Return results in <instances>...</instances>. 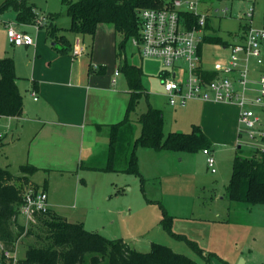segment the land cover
<instances>
[{
	"label": "rangeland",
	"instance_id": "obj_1",
	"mask_svg": "<svg viewBox=\"0 0 264 264\" xmlns=\"http://www.w3.org/2000/svg\"><path fill=\"white\" fill-rule=\"evenodd\" d=\"M4 1L0 0V6ZM201 1H204L202 12L209 14V22L212 26L206 33L214 38L221 37L229 44L237 41V33L241 32L240 22L242 24L248 19L246 12L251 6H255V21L260 19L264 10V0ZM31 3L36 11L46 15L61 12L59 24H69L62 0H31ZM224 9L226 11H223ZM9 21L15 22L13 8L0 13V58L14 56L17 74L22 77L20 89L25 105L29 110L34 111L41 101L33 100L27 88L29 80L31 78L40 80V75H44L43 79L47 80L50 69L59 65L66 66L69 60L65 59L56 63L60 55L56 53L51 40H45V28L36 25H29L27 31L36 38L37 45L22 49L14 48L7 38ZM32 21L33 19L30 23ZM65 25L62 27H67ZM111 32L101 26L94 40L91 36L83 39L78 34H67L72 43L69 56L82 62L86 68L91 67L89 64L91 62L94 65L93 68L95 65L98 68L96 71L100 68L105 70L106 66V72L101 73L97 78L101 87H107V81H111L116 70L114 40ZM87 46L89 53L93 52L92 60L87 53ZM128 46H130L129 43ZM229 55V48H223V45L215 40L204 44L203 56L205 63L209 66H212L215 61L225 62ZM144 63L146 71L142 80L145 92L135 111L130 115L135 122L134 137L141 134V124L136 120L148 110L149 104L163 109L165 134L174 130L189 132L191 130L190 120L181 118L178 113L181 107H171L167 97L163 96L159 76L160 72L167 68L166 65L157 59H145ZM111 64L112 67L108 66ZM252 65L255 69L252 68L249 74L250 82L246 93L249 96L254 94L253 79L257 78L259 68L262 67L255 60H252ZM248 107L264 118V106L249 103ZM118 119L121 118L114 121L117 122ZM24 122L22 119H14L13 123L15 126L19 124V127L17 130L8 131L5 144L1 149V164L8 167L15 175L22 174L20 166L27 162L25 157L28 156V151L33 150L34 153H38L39 144L46 139L48 141L52 139L50 135V137L46 135L45 130L40 132L37 126H24L20 131L21 124ZM0 124V129L5 130L7 119H0ZM73 131L68 145L74 149L75 153L83 151L85 156L88 148L82 142L81 129L74 128ZM18 133L21 134L20 138H18ZM37 133L38 136L33 140ZM98 135L101 136L98 137L99 139L108 140L110 126L104 127ZM259 143L257 139H250L246 132L242 133L239 141L234 145L217 142L216 151L213 152L216 161L215 172H212L209 167L207 155L202 149L173 152L156 151L139 146L140 170L145 181L133 173L87 167L89 163L81 158L83 166L81 163V165L75 164L68 168L39 169L29 176L31 179H28L23 186L25 190L30 187L46 189L48 202L50 199L56 203L53 205V210L57 213L75 222L83 221L86 229L98 232L107 238H123L131 247L142 252L150 251L152 243L157 242L201 264H262L264 263V204L253 206L243 202L229 203L228 199L227 201L221 198L226 195L236 154L249 155ZM63 144L65 146V143ZM95 151L97 155L94 157V165L105 166V153H101L100 146ZM102 152H105V149ZM160 202L163 203L168 213L173 215L172 231L185 234L188 238L195 240L201 248L205 249L206 258L191 248L185 240L177 238L163 226L164 215ZM218 213H221L223 217L229 215L231 222L236 223L242 230L233 232L227 230V237H225L224 232L216 228L217 224L209 223L218 216L216 215ZM20 223L23 224L21 219ZM31 229L32 233L26 234L25 232L16 243L15 249L20 258L24 256L28 245L46 244V240L38 237V234L45 237L39 225L32 226ZM218 231L222 233L224 241ZM215 242H220L219 248H213Z\"/></svg>",
	"mask_w": 264,
	"mask_h": 264
},
{
	"label": "trees",
	"instance_id": "obj_2",
	"mask_svg": "<svg viewBox=\"0 0 264 264\" xmlns=\"http://www.w3.org/2000/svg\"><path fill=\"white\" fill-rule=\"evenodd\" d=\"M169 1L62 0L65 13L70 17V26H58L55 20L60 14L51 13L48 16L52 22L43 27H45L47 39L53 42L54 48L61 54H69L72 43L68 33L93 37L100 23H111L120 37L118 57L120 52L121 56L123 52H126L130 39L139 34L140 11L146 8L163 7ZM8 8H13L17 12L16 17L20 22H28L36 17V10L31 0H5L0 6V13ZM187 16L190 17L191 24L196 23V16L190 14ZM206 28H208L207 23L204 29ZM212 40L221 42L219 37ZM121 70L129 84L130 98L125 118L109 125L108 157L102 170L133 173L145 181L139 168L137 155L139 146L156 151L173 152L197 151L212 147V141L199 125H193L190 132L171 131L165 134L164 112L151 104L148 110L138 118L142 130L141 134L135 138V122L130 115L135 111L144 93L143 71L140 67L128 63L125 58L122 60ZM202 71L206 78L211 79L215 76L214 73ZM19 79L14 57L0 58V118L23 115L24 99L19 88ZM239 135L241 136L242 132ZM4 144L5 136L0 134V157ZM20 169L22 174L15 175L8 167L0 164V242L4 247L14 250L19 237L25 232L32 233L31 227L38 225L45 234V237L40 234L38 237L46 240L45 245H28L21 258V264H201L157 242L152 243L150 251H139L131 247L123 238L111 239L98 232L90 231L85 228L83 222L70 221L51 208L45 214L39 215L37 223L21 224L20 208L24 203L25 193L23 184L27 183L29 176L40 168L28 163L21 165ZM227 197L230 201L249 205L264 204V151L255 148L249 155L236 154L227 185ZM160 204L164 215L163 226L177 238L185 240L191 248L206 258L205 250L195 240L188 238L185 234L172 231L173 215L168 213L163 203L160 202Z\"/></svg>",
	"mask_w": 264,
	"mask_h": 264
},
{
	"label": "crops",
	"instance_id": "obj_3",
	"mask_svg": "<svg viewBox=\"0 0 264 264\" xmlns=\"http://www.w3.org/2000/svg\"><path fill=\"white\" fill-rule=\"evenodd\" d=\"M197 1L199 2V9L202 12L203 9L202 4L204 1L201 0H197ZM251 7H254L252 22H250L248 19L244 20V23L242 24L240 22L241 32L237 33L238 36L237 41L229 44L227 41L224 42L222 38L219 37L221 38L220 43L223 45V48H229L230 52L232 46L241 43L243 44L246 42L247 39L246 36L249 27L251 26L259 27L262 24L264 10L262 11V15L260 19L258 21H255V6L253 5ZM226 9H224V11H226ZM53 14H57V13H53ZM59 14L60 16L55 20V23H57L58 26L62 27L65 24L64 25L59 24V20L62 13L60 12ZM207 15H208V19H207L208 28L203 30V36L199 43L198 51L200 57L202 58L201 70H205L206 72H211L216 74V72L213 69V65L212 66L207 65L205 63L206 61L203 56L204 44L213 41L212 39L214 38L206 33L212 27L209 22V14L207 13ZM16 16H17V12L15 11V22L13 21L12 23V21H9L7 26L9 24H14L17 27V29L23 30L24 32L28 33L27 27L29 25H35L34 19L31 23L30 21L20 22L17 20ZM68 18H69L68 19L69 24L65 25L67 27L70 26V17L68 16ZM239 19L241 20L242 17ZM185 20L187 27H192L195 24V22L194 23L192 22V24L190 23L191 19L190 17L187 16V14L185 15ZM50 22H52L51 19ZM101 26L108 29L109 31H112L111 33L113 34V40H114L113 52L115 55L116 63H114L115 64L114 66H116V70L112 75L111 81L108 80L107 83L105 82L107 87H101L97 81L98 76H100L101 73L106 72V66H105V70H102V68H100L98 71H96L98 68L96 67V65L95 68H93L94 65H92V63L90 62L89 64L91 67L86 68L84 64H82V62L76 61L75 58L74 59L72 58L73 56L72 57L69 56L71 52L69 54H61L55 49L56 53L60 55L58 56L57 58L58 60H56V63L68 59L69 60L68 64L66 66L64 65L54 66L52 69H50L49 70L50 74L48 75L47 80L43 79L44 75L39 76L40 80L38 78H31L29 80V84L27 87L33 97V100L36 102L41 101V103L35 107L34 111H31L26 107L24 101V112L21 117L1 118L2 120L7 119V124H6L7 128L3 130V134L5 138L7 137L8 131L10 129L13 131V130H17V127H19V124L15 126V123H13L14 119L15 120L22 119L23 121H25L23 124H21L20 131L24 128V126H29V127L37 126L36 128H40L39 129L40 132L45 130L46 135L48 136L50 135L52 137V139L50 138V141L46 139L41 143L39 142L40 151L38 153H34L33 150H30V152L28 151V156L25 157V160L27 159V162L25 164L31 163L39 167L40 169H54V168H64V167L68 168V166H74L75 164L81 165L83 159L84 162L89 163L87 167L101 169L102 166L97 167L93 163L95 162L94 157H96L97 155L96 153L97 150L95 151V149H98V146H100L101 153H105L106 162H107L109 137L108 140L103 138L99 139L101 136L98 135V133L101 132L104 129V127H106L107 125L116 123L114 120H116L117 118H121L118 119L119 121L125 118L127 112V106L130 98L129 84L125 74L121 70L122 60L125 58L127 59L128 63L140 67L143 71L142 78L146 71L144 68L145 59L148 60L157 59L160 61L162 60L160 58L141 56L130 41L128 42L130 46L127 45L126 52H123L122 56L120 52V55L117 57V52L119 53L117 44L119 47L118 42L120 37H118L117 35L115 26L111 23H100L97 27V30L101 28ZM96 32L94 36L96 35ZM94 36L91 37L93 40H94ZM82 38L85 39L86 37L82 36ZM33 39H34V43L30 45L15 46L10 43L9 44L12 45L14 48H20V49L28 48L30 46L37 45L36 38L33 37ZM45 40L49 41V39H47L46 31H45ZM51 44L54 47L52 41ZM87 49H88L87 53L89 54V58L90 60H92L93 52L89 53L88 46ZM240 55L242 57L241 59L242 65H244L246 63L244 59L245 55L243 53H241ZM225 62H227V59L225 60ZM249 65L251 71V69L254 68L252 65V60H249ZM259 65H262V67L259 68V73L257 78L253 79L254 94L251 95L250 97H253L258 93L259 79L261 73L264 71V67H263L264 62ZM15 66L17 72L16 60H15ZM108 66L112 67V64ZM117 70L120 71L118 75H116ZM183 73H184L183 68L177 71L178 75H183ZM170 75L174 76L175 70L166 68L160 72L159 79H160V84L162 86V90H163L162 93L164 97H167V95L165 94L163 88V80ZM34 76H36L35 73ZM21 78L22 77H20V79ZM20 79H19V88H20ZM115 79L116 82L113 83V80ZM99 82L101 83V80H99ZM249 82L250 80H248V84ZM142 84H143V80H142ZM144 92H145V87H144ZM170 105L171 107H176V106L181 107L180 111L178 112L179 116L181 118H184L185 120L186 119L190 120L189 122L191 124V130L193 128V125H199L201 127V129L204 131V133L210 138V140L213 143L212 147L210 148L212 153L216 151L215 147L217 142L225 143L231 146L239 141V137H240L239 134L241 132L240 130L241 106L236 101H215V100H202L196 98V99L188 100L185 104L177 103L175 105H172L170 103ZM262 123H263L262 125L264 126V118H262ZM14 126L15 128H13ZM74 128L81 129L82 138H83L82 142L86 144V147L88 148L85 156L88 157L84 156L83 151H80L79 153H75L74 149H72V147L68 145V142L72 137V133L74 132L73 131ZM20 131L18 132L21 133ZM164 131H165V116H164ZM174 131H182V130H174ZM19 133H18V138H20L21 135V134L19 135ZM36 136H38V133L35 135L33 140H35ZM58 140H60V142H58ZM63 143H65V146ZM84 144L83 147H85ZM238 147H241V145H238ZM138 148H137V155H138ZM103 149H105V152H102ZM139 158L140 157L138 156L139 168L141 169V161ZM0 164H1V159H0ZM141 174L143 176L142 172ZM143 178L144 180H146L144 176ZM43 190L47 192L46 189ZM221 198L227 200L228 199L227 192L226 195ZM231 202L233 203L238 201H230L229 203ZM49 204L51 210H53V205L56 203L49 199ZM228 208H230V206H228ZM216 215L218 216L215 217V219L213 218L211 221H209V223L212 222V225L217 224L216 228L221 229L219 231L224 232L225 237H227L226 236L227 230H230L231 232L235 230L237 231L242 230L240 227L236 225V223L231 222L229 215L228 216L225 215V217L221 216V213H218ZM78 222H83V221H78ZM219 231L218 233L222 235V233H220ZM222 240L224 241L223 235H222ZM219 244L220 242L219 243L215 242L213 248H219L220 246Z\"/></svg>",
	"mask_w": 264,
	"mask_h": 264
},
{
	"label": "built area",
	"instance_id": "obj_4",
	"mask_svg": "<svg viewBox=\"0 0 264 264\" xmlns=\"http://www.w3.org/2000/svg\"><path fill=\"white\" fill-rule=\"evenodd\" d=\"M253 9L254 7H251L246 13L250 22L253 19ZM186 14L197 17L192 27H187ZM139 18V34L132 37L130 42L141 56L160 58L167 68L175 70L174 76L170 75L163 80V88L169 102L172 105L185 104L188 100L196 98L236 101L241 106V132H246L250 139L260 141L256 149L264 151L262 118L248 107L249 103L264 106V71L259 79L258 93L253 97L246 94L250 73L249 60H255L257 64L264 62V15L259 27L248 28L245 43L231 47L227 62L217 61L213 64L216 74L211 79L206 78L200 70L202 58L198 48L208 15L200 11L197 0H170L163 7L141 10ZM34 21L36 26L43 27L49 24L50 18L36 11ZM7 37L9 43L15 46L34 43L30 34L17 29L14 24L7 26ZM241 53L245 55L244 65H242ZM182 68L183 75H178L177 71ZM119 73L120 71L117 70L116 75ZM114 82L116 79L113 80ZM0 134L4 135L1 129ZM203 152L207 155L209 167L215 172L216 161L212 151L204 148ZM49 208L48 194L45 190L39 187L27 188L24 193V203L20 208L23 225L37 223L39 215L48 212ZM0 264H21L16 249L6 248L2 242H0Z\"/></svg>",
	"mask_w": 264,
	"mask_h": 264
}]
</instances>
